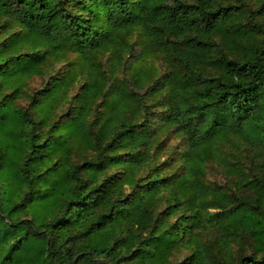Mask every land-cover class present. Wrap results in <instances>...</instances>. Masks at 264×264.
<instances>
[{"label":"trees","instance_id":"obj_1","mask_svg":"<svg viewBox=\"0 0 264 264\" xmlns=\"http://www.w3.org/2000/svg\"><path fill=\"white\" fill-rule=\"evenodd\" d=\"M0 264H264V0H0Z\"/></svg>","mask_w":264,"mask_h":264},{"label":"rangeland","instance_id":"obj_2","mask_svg":"<svg viewBox=\"0 0 264 264\" xmlns=\"http://www.w3.org/2000/svg\"><path fill=\"white\" fill-rule=\"evenodd\" d=\"M151 61V60H150ZM155 65L159 68L158 71L161 72L162 70H160L162 68L161 66V61L160 60H155ZM209 177L211 179H215L217 178L218 179V176L215 175V173H212L211 171L208 173Z\"/></svg>","mask_w":264,"mask_h":264}]
</instances>
